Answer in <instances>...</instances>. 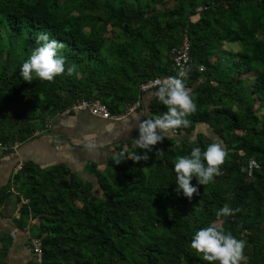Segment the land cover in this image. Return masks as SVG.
<instances>
[{"label": "trees", "instance_id": "1", "mask_svg": "<svg viewBox=\"0 0 264 264\" xmlns=\"http://www.w3.org/2000/svg\"><path fill=\"white\" fill-rule=\"evenodd\" d=\"M158 4L163 0H0V154L82 99L100 100L117 120L162 115L167 106L157 86H140L175 76L170 49L185 39L190 45L185 83L197 110L188 127L164 130L149 159L134 160L144 150L130 137L102 167L87 164V178L67 164L25 162L13 171L0 204L15 194V221L30 224L43 264H219L190 247L194 232L213 223L246 242L241 264H264V0ZM45 31L65 44L66 69L75 64L76 71L24 81L20 66ZM212 142L227 150L221 174L191 199L178 195L177 158ZM225 204L241 210L218 215ZM11 239L0 233V264H8Z\"/></svg>", "mask_w": 264, "mask_h": 264}, {"label": "clouds", "instance_id": "2", "mask_svg": "<svg viewBox=\"0 0 264 264\" xmlns=\"http://www.w3.org/2000/svg\"><path fill=\"white\" fill-rule=\"evenodd\" d=\"M36 42L38 46L20 66V76L24 81L32 82L34 77L52 81L65 71L69 75L76 71L75 64L66 69L67 58L61 51L65 44L62 41L51 38L50 33L45 31L36 34ZM190 70V67H181L175 76H170L162 82L157 81L155 95L167 106V111L155 118L145 116L146 118L138 119L136 127L139 130V137L134 142L144 151L142 154H136L134 160L149 159L153 146L163 141L164 130L189 126L190 121L187 117L197 110L191 90L185 83ZM86 147L91 150L96 145L88 143ZM125 155L126 150L115 162L120 163L125 160L122 158ZM226 155L227 150L221 143L212 142L203 151L200 146H195L190 154L179 156L174 163L176 193L179 195L182 190V194L189 199L194 193L198 194V185H207L221 174L220 166ZM194 177L197 180L196 185L191 183ZM240 210L239 207L232 208L225 204L218 215L230 216ZM245 245L246 242L243 239L237 238L231 231L218 227L215 223L195 231L190 243L191 248L203 254L204 261H219V264H241L242 261H246Z\"/></svg>", "mask_w": 264, "mask_h": 264}, {"label": "crops", "instance_id": "3", "mask_svg": "<svg viewBox=\"0 0 264 264\" xmlns=\"http://www.w3.org/2000/svg\"><path fill=\"white\" fill-rule=\"evenodd\" d=\"M138 119L139 115L129 113L121 120H107L86 111L53 116L45 130L24 143L20 142L16 149L0 154V191L9 183L14 166L20 162H32L40 168L67 164L81 174H84L87 164L102 167L121 141L131 137L135 144L134 140L139 137ZM88 143L96 147L89 150L86 147ZM89 175L87 173L85 178ZM18 215V204L15 194H12L0 204V233L12 238L6 256L8 264H28L33 260L29 240L32 236L28 231L30 224L19 227L15 221Z\"/></svg>", "mask_w": 264, "mask_h": 264}, {"label": "built area", "instance_id": "4", "mask_svg": "<svg viewBox=\"0 0 264 264\" xmlns=\"http://www.w3.org/2000/svg\"><path fill=\"white\" fill-rule=\"evenodd\" d=\"M200 11V9H198ZM170 59L173 64L176 66L178 70L181 67H186L190 60V45L187 39L184 40L183 44L177 47H172L170 49ZM202 70V67L200 68ZM170 77V76H169ZM168 77H155L151 80L141 84L140 88L142 91H145L151 87L157 86V81H164ZM134 107H131L129 111L131 112ZM69 111H88L91 115L102 118V119H113L117 120L120 118L119 114H111L105 104H103L100 100H79L73 103L66 111L65 114ZM0 146H2L0 144ZM18 146V143L15 142L12 145H8V147L15 148ZM22 166V162H20L16 167L13 168V171L16 172ZM30 248L32 250L33 261L35 264H43V257H42V249L39 245L38 240L31 239L30 241Z\"/></svg>", "mask_w": 264, "mask_h": 264}, {"label": "rangeland", "instance_id": "5", "mask_svg": "<svg viewBox=\"0 0 264 264\" xmlns=\"http://www.w3.org/2000/svg\"><path fill=\"white\" fill-rule=\"evenodd\" d=\"M164 4H158V6H164V7H170L172 4V0H163ZM114 32H116V30H114ZM225 47H228L227 45ZM223 47V50H227V48ZM264 112V109L261 110V112H259L260 115H262ZM198 131L200 132H204L207 134V136H211L212 132L210 131V129L205 125V124H199L198 126ZM194 137V136H193ZM85 173H89V171H87V168L84 170ZM101 191L100 189H97L96 194H100ZM218 225V224H216Z\"/></svg>", "mask_w": 264, "mask_h": 264}]
</instances>
